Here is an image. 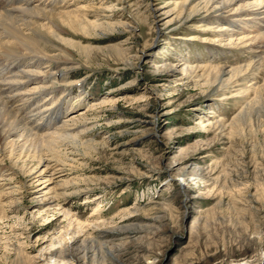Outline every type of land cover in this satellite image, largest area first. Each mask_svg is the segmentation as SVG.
Wrapping results in <instances>:
<instances>
[{"label":"rangeland","instance_id":"1","mask_svg":"<svg viewBox=\"0 0 264 264\" xmlns=\"http://www.w3.org/2000/svg\"><path fill=\"white\" fill-rule=\"evenodd\" d=\"M66 2L111 25L64 36L75 68L63 120L88 122L73 131L85 129L80 146L60 148L59 207L0 165L22 187L0 200V264H264V92H245L264 85V65L222 86L188 69L257 60L212 42L224 23L201 22L203 0ZM65 210L85 227L68 231Z\"/></svg>","mask_w":264,"mask_h":264},{"label":"bare ground","instance_id":"2","mask_svg":"<svg viewBox=\"0 0 264 264\" xmlns=\"http://www.w3.org/2000/svg\"><path fill=\"white\" fill-rule=\"evenodd\" d=\"M150 4V1L146 2L147 7ZM202 4L205 10L201 22L224 23L207 29L216 28V33H222L212 42L250 53L257 60L244 69L230 66L188 69L195 73L197 70L214 74L213 82L219 86L235 78L246 82L250 71L251 75H256L264 65V0H203ZM66 5V0H0V151L3 152L0 165L6 161L13 168L20 166L29 177L23 188L27 189L26 184L30 189L38 187L36 194L41 196L40 203L49 207H59L63 197L58 196L56 188L50 187L62 172L56 166L62 163L60 157L66 155L65 152L59 154L60 148L81 145L79 136L85 129L73 131L86 127L89 116L86 112L63 120L67 117L62 112L66 104L64 98H68L70 91L65 79L70 78L69 73L75 68L64 36L69 33L67 29L89 35L111 27L99 19H86L85 13L92 10L89 7L67 10ZM99 9H102L101 5ZM191 11L192 14L197 10L191 7ZM124 24L123 27L130 31L129 23ZM202 27L203 24L196 26ZM233 27L238 32H232ZM230 31L232 33L227 35L226 32ZM257 85L255 82L245 88V92L254 93L256 98L257 94L264 92V85ZM57 90L58 94L61 92L60 97L55 95ZM255 98L247 107L256 102ZM247 107L237 118L249 114ZM12 176V173H0V200L22 189L21 185H12ZM10 185L12 188L7 189ZM62 212L68 219V231L85 227L82 221L70 216V211Z\"/></svg>","mask_w":264,"mask_h":264}]
</instances>
